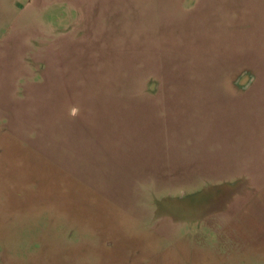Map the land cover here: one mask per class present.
<instances>
[{"label": "rangeland", "instance_id": "obj_1", "mask_svg": "<svg viewBox=\"0 0 264 264\" xmlns=\"http://www.w3.org/2000/svg\"><path fill=\"white\" fill-rule=\"evenodd\" d=\"M0 264H264V0H0Z\"/></svg>", "mask_w": 264, "mask_h": 264}, {"label": "clouds", "instance_id": "obj_2", "mask_svg": "<svg viewBox=\"0 0 264 264\" xmlns=\"http://www.w3.org/2000/svg\"><path fill=\"white\" fill-rule=\"evenodd\" d=\"M78 113H79V109L78 108H76V107L71 108V110H70V115L71 116L75 117L76 115H78Z\"/></svg>", "mask_w": 264, "mask_h": 264}, {"label": "crops", "instance_id": "obj_3", "mask_svg": "<svg viewBox=\"0 0 264 264\" xmlns=\"http://www.w3.org/2000/svg\"><path fill=\"white\" fill-rule=\"evenodd\" d=\"M169 96V95H168ZM169 109V107H167V110Z\"/></svg>", "mask_w": 264, "mask_h": 264}]
</instances>
